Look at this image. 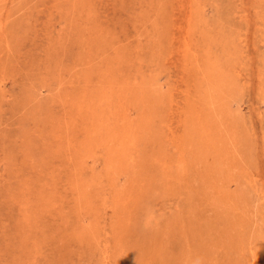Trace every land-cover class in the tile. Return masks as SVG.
Segmentation results:
<instances>
[{"label":"rangeland","instance_id":"1","mask_svg":"<svg viewBox=\"0 0 264 264\" xmlns=\"http://www.w3.org/2000/svg\"><path fill=\"white\" fill-rule=\"evenodd\" d=\"M0 264H264V0H0Z\"/></svg>","mask_w":264,"mask_h":264}]
</instances>
